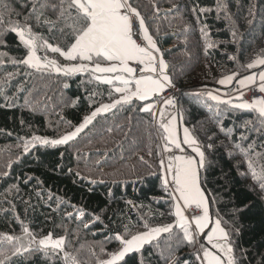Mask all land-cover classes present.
Instances as JSON below:
<instances>
[{
    "label": "trees",
    "instance_id": "trees-1",
    "mask_svg": "<svg viewBox=\"0 0 264 264\" xmlns=\"http://www.w3.org/2000/svg\"><path fill=\"white\" fill-rule=\"evenodd\" d=\"M33 2L0 3L4 54L0 81L15 73L6 84L0 83V238L10 235L26 241L25 227L37 240L51 233L54 239L65 238L64 253L77 264H99L119 249L114 235L124 234L126 228L131 235L147 231L145 224L175 225L174 204L164 191L160 167V160L169 155L162 153L163 111L165 120L182 116L205 152L201 185L212 219H220L228 234L236 264H264V186L248 167L252 159L259 172L264 162V127L255 111L219 103L208 95L217 96L213 91L221 88L218 81L228 75L236 73L240 80L264 68L246 67L264 58V0H130L164 54L178 90L174 106L161 108V96L133 99L98 114L67 144H37L25 153L23 142L32 135L58 139L119 97L115 84L96 80L89 72L65 76L19 63L27 50L10 30L12 24H29L34 33L62 49L71 40L69 29L62 33L61 24L43 22L56 20L58 12L51 8L40 9L44 15L39 25L35 14L26 20ZM38 54L61 65L70 63L49 49ZM219 99L237 104L234 99ZM149 105H155L152 112L142 111ZM184 149L185 155H196L189 146ZM77 210L84 216H77ZM36 247L13 255L12 245L5 241L0 244L4 252L0 260L71 264L58 250ZM206 247L195 235L189 243L183 230L174 227L140 252L127 254L120 264H200L197 254Z\"/></svg>",
    "mask_w": 264,
    "mask_h": 264
},
{
    "label": "snow or ice",
    "instance_id": "snow-or-ice-1",
    "mask_svg": "<svg viewBox=\"0 0 264 264\" xmlns=\"http://www.w3.org/2000/svg\"><path fill=\"white\" fill-rule=\"evenodd\" d=\"M0 3H3V0H0ZM220 7H226V5H220ZM47 8L58 12V15L55 21L45 19L43 22L50 26L61 24L59 31L62 33L65 29H69L71 40L62 49L60 46H53L41 35L34 33L31 25L12 24L10 30L16 34L20 43L27 50L25 57L19 63L37 72L51 69L56 74L62 73L65 76L89 72L94 79L101 80L105 84L111 85L114 81H118L120 86H115L113 91L119 94V97L110 104L98 107L90 116L85 117L74 131L68 132L58 139L32 135L31 139L23 142L25 153L37 144L53 147L67 144L91 124L98 114L112 111L117 105L130 104L133 99L148 100L155 95L162 94L167 88L175 86L172 78L168 75V64L164 59L163 52L149 33L144 17L141 16L137 8L133 7L130 0H59L58 4L51 3L50 0H34L32 12L25 19H30L35 14L39 25L41 17L44 15L40 9ZM133 16L138 21L135 29L136 39L133 38ZM0 23H3V15H0ZM2 36L3 33H0V43H3ZM233 37H235V33H233ZM208 47H212V45L209 44ZM40 49H49L52 53H58L70 63L61 65L57 60L38 55ZM3 55L0 53V56ZM229 59H235V57H229ZM12 63L16 64L17 60L13 59ZM132 64H135L136 67L131 66ZM258 66H264V58L258 57L246 65L248 69ZM138 71L149 75L137 76ZM97 73L115 75L97 76ZM14 75L15 73H8L7 79L0 83L6 84ZM236 75L238 74L228 75L218 83L228 85ZM256 80V75H248L240 79L238 83L241 87H247L255 84ZM259 81L258 91L264 93V72L259 74ZM64 87L67 88L68 85L65 84ZM208 95L219 103L255 111L259 123L264 127V99H254L251 103L232 104L230 100H220L211 93ZM238 99L242 100V97ZM164 105L165 107L174 106V99H166ZM153 107L155 105L143 107L142 111L152 112ZM153 115L155 116V113ZM159 116V127L162 129L164 141L162 153H169L166 159L160 160V167L164 170L162 183L164 191L173 201L176 224L153 228H149L145 224L144 227L148 229L147 231L131 235L126 228L124 234L114 235V239L120 245L119 249L109 253V259L100 261L99 264H120L126 254L140 252L144 245L158 239L162 233H171L174 227L183 230L184 238L189 243H193L194 233L191 231L193 221L197 232L201 234L210 224L214 225L210 229V234L207 235V242L211 248H203L202 252L197 254L196 258L200 264H236L233 248L227 243L214 242L219 240L226 242L228 234L221 227L220 219L212 221L209 215L208 197L201 187L200 170L205 166V152L187 127L183 128V137L180 138L176 116H169L165 120L163 111L159 113ZM247 123H252V121H246ZM182 145L189 146L196 156L185 155ZM251 151L252 146L249 145V152ZM176 152L180 154H176ZM248 154L245 153V155ZM140 159L143 160V157ZM262 160H264V156H262ZM248 167L253 178H259L261 185L264 186V162L260 163L259 172L254 167L252 159L248 160ZM185 208L193 213L191 219L185 215ZM76 214L79 217L84 216V212L81 210H77ZM23 231L27 237L26 241L22 237L8 235L0 238V244L5 241L11 244L13 255H22L25 252L33 251V244L37 246L35 250L52 249L64 253L65 238L54 239L49 233L44 238L37 240L27 227ZM3 255L4 252L0 251V256ZM64 259L71 260V264H77V261L67 253H64ZM0 264H4V261L0 260Z\"/></svg>",
    "mask_w": 264,
    "mask_h": 264
},
{
    "label": "crops",
    "instance_id": "crops-1",
    "mask_svg": "<svg viewBox=\"0 0 264 264\" xmlns=\"http://www.w3.org/2000/svg\"><path fill=\"white\" fill-rule=\"evenodd\" d=\"M155 40V39H154ZM156 41V40H155ZM156 43H157V46L160 48V46H159V43L156 41ZM160 50H161V48H160ZM161 52H162V50H161ZM106 66V65H105ZM131 66H133V67H135V64H132ZM261 72H264V68L262 69V70H260V71H258V72H256V73H252V74H250V75H256V77H257V80H256V83L255 84H252V85H249V86H247V87H241L240 85H239V83H238V81L239 80H237L236 79V77H235V79L230 83V84H228V85H221L220 84V86H221V88L219 89V90H217V91H213L217 96H218V98H225V99H234L235 101H236V103L238 104V103H241V102H246V103H251L254 99H257V98H253V99H251V100H248V99H250V91H251V89H252V87H254V86H259V83H260V81H259V74L261 73ZM112 75H115V74H100V73H98V76H112ZM126 75V74H125ZM137 75V74H136ZM140 75H149L148 73H142V74H140ZM140 75H137V76H140ZM113 84H115L116 86H120L119 85V82L118 81H114V83ZM229 89H231V90H229ZM167 90V89H166ZM165 90V91H166ZM165 91L162 93V94H158V95H155V96H153V97H151L150 99H148V100H151V99H153V98H155V97H162V95L165 93ZM239 97H242V100L241 99H238ZM239 100V101H238ZM144 101H147V100H144ZM177 116H178V114H177ZM179 121V127L181 128V122H180V117L178 116V118H177ZM181 139H182V136L180 137ZM184 146H187V145H182V147H184ZM195 155H193V157H194ZM171 177L169 176V179H170ZM201 187H202V185H201ZM205 195H206V193H205ZM207 196V195H206ZM208 202H209V199H208ZM185 215L187 216V217H189L190 219H191V217L189 216V209H186L185 208ZM209 215H210V217H211V213H210V203H209ZM211 219H212V217H211ZM212 221H215L214 219H212ZM214 225L213 224H210L205 230H204V233L203 234H201V233H199V232H197V230H196V228H195V224H194V221L192 222V228H191V231L194 233V235L195 236H197V237H199L201 240H202V242L204 243V244H206V248H211V245L207 242V235L208 234H210V229L213 227ZM215 243H221V244H223V243H226L225 241H223V240H219V241H214ZM213 251H215V249H212Z\"/></svg>",
    "mask_w": 264,
    "mask_h": 264
},
{
    "label": "built area",
    "instance_id": "built-area-1",
    "mask_svg": "<svg viewBox=\"0 0 264 264\" xmlns=\"http://www.w3.org/2000/svg\"><path fill=\"white\" fill-rule=\"evenodd\" d=\"M132 22H133V31H134V39H136V36H135V29H136V25L138 24V21L136 20V18L133 16L132 17ZM139 42V40H138ZM138 74H141V72H137ZM252 96L253 97H257V98H260V99H264V93H260L258 91V86H255L252 90ZM176 96H177V89L176 87H169L168 90L166 91V93L164 94V97H165V100L166 99H169V98H172L174 99V102L176 100ZM189 214L190 215H193V213L191 212V210H189Z\"/></svg>",
    "mask_w": 264,
    "mask_h": 264
},
{
    "label": "rangeland",
    "instance_id": "rangeland-1",
    "mask_svg": "<svg viewBox=\"0 0 264 264\" xmlns=\"http://www.w3.org/2000/svg\"><path fill=\"white\" fill-rule=\"evenodd\" d=\"M150 33V32H149ZM154 39V38H153ZM38 54V53H37ZM39 55V54H38ZM159 96V95H158ZM174 116H176V118H178V116L175 114ZM179 120L177 119V125H178V134H179V136L181 137H183V128L184 127H186L185 126V124H184V122H183V120L182 119H180V122H181V128L179 127V122H178ZM74 131V130H73ZM80 135V133L75 137V138H77L78 136ZM74 138V139H75ZM196 156V155H195ZM194 156V157H195ZM221 227L224 229V227L221 225ZM225 230V229H224ZM227 243V242H226ZM127 255V254H126Z\"/></svg>",
    "mask_w": 264,
    "mask_h": 264
}]
</instances>
